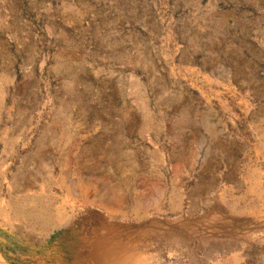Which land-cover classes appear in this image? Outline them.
<instances>
[{"label": "rangeland", "instance_id": "374dc122", "mask_svg": "<svg viewBox=\"0 0 264 264\" xmlns=\"http://www.w3.org/2000/svg\"><path fill=\"white\" fill-rule=\"evenodd\" d=\"M0 245L264 264V0H0Z\"/></svg>", "mask_w": 264, "mask_h": 264}, {"label": "bare ground", "instance_id": "6f19581e", "mask_svg": "<svg viewBox=\"0 0 264 264\" xmlns=\"http://www.w3.org/2000/svg\"><path fill=\"white\" fill-rule=\"evenodd\" d=\"M198 195V194H197ZM205 195V194H204ZM210 198V197H209ZM193 199V198H192ZM207 200H209L208 198H207ZM178 201V200H177ZM208 202V201H207ZM6 203V202H5ZM178 203V202H177ZM182 203V202H181ZM192 203V202H191ZM193 204V203H192ZM3 206V205H2ZM5 207V206H4ZM33 207V206H32ZM5 208H3V210H4ZM24 209V208H23ZM30 209V208H29ZM47 209V208H46ZM49 209H50V207H49ZM37 211H38V209H37ZM195 211V210H194ZM24 213V212H23ZM17 214V213H16ZM13 215V214H12ZM7 217H8V215H7ZM30 217V216H29ZM192 219V218H191ZM199 219V218H198ZM201 219V218H200ZM27 221V220H26ZM5 222V221H4ZM40 224V223H39ZM21 225V224H20ZM24 226V225H23ZM50 226V225H49ZM27 227V226H26ZM25 228V227H24ZM35 232H37V231H35ZM51 232V231H50ZM49 232V233H50ZM1 246V245H0ZM99 246V245H98ZM66 247H68V246H66ZM96 247V246H95ZM95 247H93V248H95ZM88 248H90V247H88ZM98 248V247H97ZM101 248V247H100ZM88 250V249H87ZM90 251V250H89ZM8 255V254H7ZM71 255V254H70ZM90 256V255H89ZM10 257V256H9ZM7 259V258H6ZM88 260V259H87ZM135 260V261H134ZM141 260V259H140ZM137 257H136V259H132V256L129 254V255H124V256H120V255H116V257L113 259V261H112V264H141V261H140ZM84 261V260H83ZM15 262V261H14ZM13 262V263H14ZM70 262V261H69ZM71 263V262H70ZM91 263V262H90ZM97 264V263H96Z\"/></svg>", "mask_w": 264, "mask_h": 264}]
</instances>
